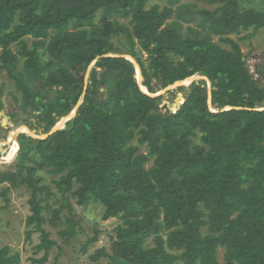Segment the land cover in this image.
<instances>
[{
    "label": "trees",
    "instance_id": "trees-1",
    "mask_svg": "<svg viewBox=\"0 0 264 264\" xmlns=\"http://www.w3.org/2000/svg\"><path fill=\"white\" fill-rule=\"evenodd\" d=\"M150 1L0 0V71L14 88L0 82V96L20 110L7 116L48 134L84 99L48 138L21 133L15 169L0 170V181L31 192L26 238L39 234L35 250L44 251L33 264H46L59 245L46 225L70 243L75 205L90 203L118 221L112 238L130 252L128 264H264V86L231 37L264 29V0L261 8L255 0ZM125 54L152 94L208 76L216 111L205 79L177 88L185 101L167 111L163 94L142 90ZM40 169L58 176L59 206ZM0 264H22L21 253L0 246Z\"/></svg>",
    "mask_w": 264,
    "mask_h": 264
},
{
    "label": "rangeland",
    "instance_id": "rangeland-1",
    "mask_svg": "<svg viewBox=\"0 0 264 264\" xmlns=\"http://www.w3.org/2000/svg\"><path fill=\"white\" fill-rule=\"evenodd\" d=\"M260 2L261 0H255L256 4ZM154 4H160L163 7L167 4V0H151L149 6ZM249 6H252V4H249ZM257 6L259 8L262 7L259 4ZM187 25L190 24H186V26ZM247 35L248 37L246 38L245 36ZM231 37L240 43L246 55L250 71L256 75L258 80H261V85L264 86V76H261L259 74L261 72L258 71V68H260L264 73V29L257 31L250 29L239 35H231ZM220 43L222 46L229 48L227 43ZM136 51L138 56L143 59L145 66H148L151 63L150 54L144 51L140 44L137 45ZM2 81L8 83L7 90L14 89L5 71H0V82ZM173 90L175 93L169 91L163 93L164 98L162 106L167 104V106L175 112L177 106L185 101V97L184 92L179 89L176 88ZM0 101H2L1 96ZM6 103L8 106L4 107L2 111L0 110V158L9 155L12 147L16 144V134L18 132H20V134L26 133L22 129L27 128L25 127L27 125H17V123L13 122L11 119L5 118L7 115L9 116L11 114L12 110L20 112L15 101L11 97H6ZM262 108H264V106ZM212 109L216 111L213 104ZM3 111L5 115L2 114ZM18 145L20 147V143H18ZM19 147H17V153L13 158L7 161H0V170L15 169ZM146 150L147 149H144V151ZM31 165H34V163H31ZM24 173H27V171H24ZM38 174L44 177L42 183L52 187L53 196L51 202L55 206H59L63 199L54 183V181L58 179V176L51 174L46 169H40ZM25 176H27V174H25ZM30 197L31 192L25 184L19 187H12L10 181H0V246L9 245L14 250L19 251L22 257V264H33V258H41L44 255V251L36 253L35 250V246L40 243L39 234H34L31 241L26 238V222L28 216L32 214L29 204ZM73 202L75 203L76 200H73ZM75 212L77 214L76 218L80 221V225L77 226V237L70 243H65L62 240L58 234V228L50 224L46 225V229L51 231L52 238L56 239L59 243V245L51 251L49 260L46 264H110L113 261L117 264H128L130 252L122 250L118 241L112 238L116 236L114 230L118 224L116 219L104 220V209L95 203H90L84 207L75 205ZM64 213L67 214L68 209H65ZM92 238H97V240L89 244V240ZM101 249L105 251V255L94 260L92 257ZM224 254L225 248H220L219 260L224 259ZM177 264H184V262L180 261Z\"/></svg>",
    "mask_w": 264,
    "mask_h": 264
},
{
    "label": "water",
    "instance_id": "water-1",
    "mask_svg": "<svg viewBox=\"0 0 264 264\" xmlns=\"http://www.w3.org/2000/svg\"><path fill=\"white\" fill-rule=\"evenodd\" d=\"M106 56H120V55L108 54V55H106ZM123 56L126 57L127 59H130V60L135 64L136 69H137V77H138L139 85L141 86L142 90H143L145 93H147V94H149V95H151V96H153V97H158V96L162 95L163 93H166L167 91H170V90H173V89L179 88V87H181V86H183V85L189 86V85H191L196 79H198V80H200V79H205V80H207V81L209 82V105L212 107V104H213V102H212V101H213L212 84H211V81H210V79H209L208 76H205V75H194V76H191V77H189V78H187V79H185V80H182V81H176L174 84L168 86V87L165 88L164 90H161V91H158V92L155 93V94H152L151 92L148 91V89L146 90V89H145V86L143 85L144 76H143V73H142V67H141L140 63H139V62H138L133 56H131V55L125 54V55H123ZM96 62H97V60H95V61L93 62V64H92L91 67H90V70H92V68H93V66L96 64ZM89 77H90V72L88 73V75H87V77H86V84L88 83ZM181 95H182V94H181ZM6 97H7V95L3 96V98H2V101H3L4 104H5V107L8 106L7 103H6ZM83 102H84V99H82V100L78 103V105L75 107V109H74V110H73L68 116L62 118V119L56 124V126L52 129V131H51L50 133H48V134H43V135H38V134L36 133V131L31 130L28 126H25V127L28 128V131H24V132L30 134L33 138H39V139H46V138H48L50 135H52V134L55 133L56 131H58V130L64 128L65 125H66V123H67V121H69L70 119H73L74 117H76L77 112H78L79 108L81 107V105L83 104ZM180 104H181V103H180ZM180 104H179V105H180ZM179 105L177 106V108L179 107ZM162 107L165 108V109H167V111H169V109H170V108L167 106V104L163 105ZM232 108H234V107H232V106H227V107H225L223 110H224V111H225V110H230V109H232ZM259 110H264V108H259ZM2 114L5 115L4 111L2 112ZM8 118L10 119V117L7 116V119H8ZM4 124H5V123H4ZM19 135H20V132H18V133L16 134V137H15V140H16L18 143H19V139H18V138H19ZM19 148H20V147H19Z\"/></svg>",
    "mask_w": 264,
    "mask_h": 264
},
{
    "label": "bare ground",
    "instance_id": "bare-ground-1",
    "mask_svg": "<svg viewBox=\"0 0 264 264\" xmlns=\"http://www.w3.org/2000/svg\"><path fill=\"white\" fill-rule=\"evenodd\" d=\"M145 89L147 90V88L145 87ZM23 131H28V128H23ZM16 144L12 147L11 152L9 153V155L7 157L4 158H0V161H7L10 160L11 158H13L16 153H17V147H19L18 142H15Z\"/></svg>",
    "mask_w": 264,
    "mask_h": 264
},
{
    "label": "flooded vegetation",
    "instance_id": "flooded-vegetation-1",
    "mask_svg": "<svg viewBox=\"0 0 264 264\" xmlns=\"http://www.w3.org/2000/svg\"><path fill=\"white\" fill-rule=\"evenodd\" d=\"M261 75V74H260ZM262 76V75H261ZM263 76H264V74H263Z\"/></svg>",
    "mask_w": 264,
    "mask_h": 264
},
{
    "label": "crops",
    "instance_id": "crops-1",
    "mask_svg": "<svg viewBox=\"0 0 264 264\" xmlns=\"http://www.w3.org/2000/svg\"><path fill=\"white\" fill-rule=\"evenodd\" d=\"M2 115V114H1Z\"/></svg>",
    "mask_w": 264,
    "mask_h": 264
}]
</instances>
